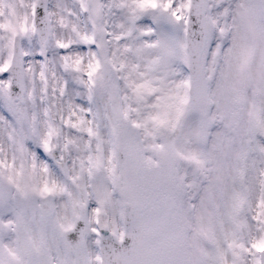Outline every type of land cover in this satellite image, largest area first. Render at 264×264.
Returning a JSON list of instances; mask_svg holds the SVG:
<instances>
[{"label": "snow or ice", "instance_id": "obj_1", "mask_svg": "<svg viewBox=\"0 0 264 264\" xmlns=\"http://www.w3.org/2000/svg\"><path fill=\"white\" fill-rule=\"evenodd\" d=\"M0 264H264V0H0Z\"/></svg>", "mask_w": 264, "mask_h": 264}]
</instances>
